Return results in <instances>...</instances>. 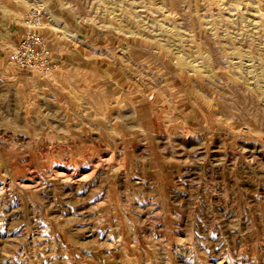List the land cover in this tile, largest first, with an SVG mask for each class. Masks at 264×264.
I'll use <instances>...</instances> for the list:
<instances>
[{
  "label": "rangeland",
  "instance_id": "374dc122",
  "mask_svg": "<svg viewBox=\"0 0 264 264\" xmlns=\"http://www.w3.org/2000/svg\"><path fill=\"white\" fill-rule=\"evenodd\" d=\"M0 264H264V0H0Z\"/></svg>",
  "mask_w": 264,
  "mask_h": 264
},
{
  "label": "built area",
  "instance_id": "2783aa9c",
  "mask_svg": "<svg viewBox=\"0 0 264 264\" xmlns=\"http://www.w3.org/2000/svg\"><path fill=\"white\" fill-rule=\"evenodd\" d=\"M43 23L44 14L39 8L26 12L24 31L12 54L13 63L23 71L46 74L55 67L53 52L41 34Z\"/></svg>",
  "mask_w": 264,
  "mask_h": 264
}]
</instances>
